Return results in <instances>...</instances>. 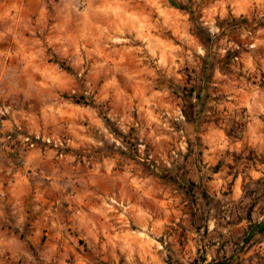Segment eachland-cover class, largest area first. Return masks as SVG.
I'll return each mask as SVG.
<instances>
[{"label":"rangeland","instance_id":"374dc122","mask_svg":"<svg viewBox=\"0 0 264 264\" xmlns=\"http://www.w3.org/2000/svg\"><path fill=\"white\" fill-rule=\"evenodd\" d=\"M44 1L42 15L0 18V125L14 122L0 163L33 184L1 208L0 264H264V230L249 237L264 224V155L243 150L258 173L239 200L196 188L181 161L204 122L264 150V0Z\"/></svg>","mask_w":264,"mask_h":264},{"label":"crops","instance_id":"0c3cea01","mask_svg":"<svg viewBox=\"0 0 264 264\" xmlns=\"http://www.w3.org/2000/svg\"><path fill=\"white\" fill-rule=\"evenodd\" d=\"M45 9L46 4L44 0H0V18L13 16L17 17L21 14L42 15ZM243 66L244 68L252 69L254 67L252 64V59L243 56ZM201 96L202 100L203 95ZM205 96H208V94H205ZM205 112H209V110H205ZM180 113H182V111L179 108V114ZM32 115L33 114H28L26 121V127L27 129L29 128L30 131L28 132L30 133L38 131V126L32 122L34 119ZM90 116L93 118L94 122L98 124V126L102 124L100 119L96 118L93 113ZM120 116L122 122H130V115L128 112H122ZM17 122L18 120H16V124ZM2 126L3 130H5V137L6 134L12 132L14 128V122L10 119H2ZM186 132L187 133L184 132L185 135L191 140L197 139V141H199L201 144L200 148L203 152L202 157L197 159L195 155L196 152L193 151L194 144H192V150L188 158H186V155L182 156L181 161L186 164L185 167L190 168L187 179L197 184L196 188L205 190L206 192H219L223 189H226L229 185L233 191L232 198L234 200H239L243 195L244 179L248 174L252 177H255L256 173H258V168H254L253 166H248L246 170L243 169V150L246 148H251L257 150L255 151L256 153L264 155V150L258 145V140L255 139V142L248 141L247 137L243 138V132L240 133V138H234L233 136H229V134H225V131L219 127H216L213 122L194 124L191 126L189 131L186 130ZM78 136L80 139L79 143H84L85 141L88 142L90 139V137L85 133H79ZM226 138H228V140ZM183 139H185V142L183 140L181 144L185 143V149L183 152L186 153L188 149V142L185 136H183ZM250 145L253 147H249ZM241 151V159L239 160V154ZM115 160L116 159H113L109 162L114 164ZM228 162L232 163V166H230ZM225 163L228 165H225ZM227 168H230V171H227ZM111 171L112 169H106L105 173L107 174ZM105 173L103 172V174ZM33 178L34 177H32V179ZM30 179L31 177H28L27 174L23 173L19 169L0 163V200L5 199L6 196L4 195L8 192L10 195L8 194L7 197H13L10 199L11 202L13 201V205L10 203L5 205L0 202V217H4L1 208H4L6 211L9 207L15 206L19 209V207L23 205L21 200L26 194L27 197L30 194L29 192L32 191L31 189H33V184H31V181H29ZM182 183L183 185L185 184L184 182ZM108 190L111 189L103 188L98 194L99 197H101L100 205L102 210L103 208L105 210L107 209L104 205L106 200H103V196L104 193H106V196L109 194V192L107 193ZM70 197V201L71 199L76 201L77 198H81V195H79V193L72 192Z\"/></svg>","mask_w":264,"mask_h":264},{"label":"trees","instance_id":"16d2710c","mask_svg":"<svg viewBox=\"0 0 264 264\" xmlns=\"http://www.w3.org/2000/svg\"><path fill=\"white\" fill-rule=\"evenodd\" d=\"M202 40H204V39H207V40H211V38L210 37H207V35L205 34V33H202ZM195 90V86H193L192 88H190V90L184 95V99H185V112H186V114H187V116H189L188 118L190 119V120H193L194 118H193V111H194V109L197 107V106H199L200 104L199 103H194L192 100H191V98L193 97L192 95H193V91ZM197 97H199L200 98V95H199V93L197 94ZM78 102H80V101H78ZM194 121H196V120H194ZM200 143H198V141H195V143H194V149H193V151H195L196 152V155L198 156V158L200 159L201 157H202V150H201V148H200ZM189 153H190V149H189ZM262 230H264V224L263 223H259V224H254V225H252V228H251V231L249 232V237H252L257 231H262ZM210 264H216L215 262H212V263H210Z\"/></svg>","mask_w":264,"mask_h":264},{"label":"built area","instance_id":"2783aa9c","mask_svg":"<svg viewBox=\"0 0 264 264\" xmlns=\"http://www.w3.org/2000/svg\"><path fill=\"white\" fill-rule=\"evenodd\" d=\"M1 125H0V131H1ZM5 138L7 139V141H14V135L10 132L8 134L5 135ZM40 140H43V141H47L49 143H51L52 139L51 138H44V137H41L40 135H26L24 137V141L25 143L30 146V147H35ZM113 203L120 206L122 208V211L123 213L126 212L127 210V206L126 204L123 202V201H119L117 198L115 199H112Z\"/></svg>","mask_w":264,"mask_h":264}]
</instances>
